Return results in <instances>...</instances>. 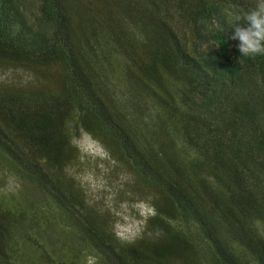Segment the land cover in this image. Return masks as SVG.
<instances>
[{
  "label": "trees",
  "instance_id": "obj_1",
  "mask_svg": "<svg viewBox=\"0 0 264 264\" xmlns=\"http://www.w3.org/2000/svg\"><path fill=\"white\" fill-rule=\"evenodd\" d=\"M255 4L0 0V72L29 77L0 81V264H264V54L228 22ZM81 134L148 207L130 241L71 174Z\"/></svg>",
  "mask_w": 264,
  "mask_h": 264
},
{
  "label": "rangeland",
  "instance_id": "obj_2",
  "mask_svg": "<svg viewBox=\"0 0 264 264\" xmlns=\"http://www.w3.org/2000/svg\"><path fill=\"white\" fill-rule=\"evenodd\" d=\"M28 79L25 73L0 72V81L25 84ZM75 143L80 150V157L71 174L82 187L87 202L98 214L109 216L108 226L120 240L130 241L136 238L142 226L138 220L139 214L146 216L149 211L137 199H130L127 195V199H123V192L130 184L129 174L121 166L108 160L105 152L88 135L81 134ZM17 189L19 187L15 180L10 178L4 183L1 193L13 194ZM55 238H61L57 242L59 246L65 241L70 242L58 237V234L48 233L44 239L45 245Z\"/></svg>",
  "mask_w": 264,
  "mask_h": 264
},
{
  "label": "clouds",
  "instance_id": "obj_3",
  "mask_svg": "<svg viewBox=\"0 0 264 264\" xmlns=\"http://www.w3.org/2000/svg\"><path fill=\"white\" fill-rule=\"evenodd\" d=\"M228 22L232 30L230 38L238 42V60L264 54V0H256L255 6L249 11L229 14Z\"/></svg>",
  "mask_w": 264,
  "mask_h": 264
}]
</instances>
